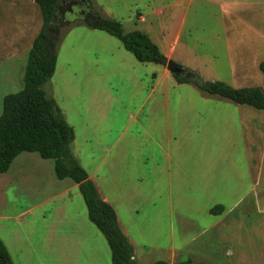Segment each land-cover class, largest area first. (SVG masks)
Wrapping results in <instances>:
<instances>
[{"label":"rangeland","instance_id":"rangeland-1","mask_svg":"<svg viewBox=\"0 0 264 264\" xmlns=\"http://www.w3.org/2000/svg\"><path fill=\"white\" fill-rule=\"evenodd\" d=\"M61 1L56 65L43 91L73 129L70 152L112 206L120 230L135 256L141 257L136 264H173L177 255L171 252L176 247L203 230L213 231L218 216L210 211L221 206L203 196L209 194L203 185L193 188L192 165L197 156L193 147H202L206 161L220 168L225 162V123L231 116L236 124L237 106L207 97L192 84H177L166 67L137 63L116 39L102 32L84 25L73 27L62 19L68 6L67 0ZM89 1L101 18L119 22L124 33L139 31L134 25L140 11L148 4L155 6L158 17L153 11L145 26L160 53L202 81L226 85L224 18L218 8L192 2L185 10L184 25L177 21L166 26L174 13L165 11V0ZM41 24L32 1L0 0V114L3 98L22 88L27 54ZM262 56L259 60H264ZM171 79L177 86L168 85L166 120L155 102L164 97L162 85L154 92L150 89L157 81ZM253 86L264 88V78L256 79ZM198 112L199 122L193 119ZM239 134L233 128L232 135L239 138ZM104 155L108 175L96 177L94 171ZM233 159L240 164V154ZM114 161L115 172L109 167ZM209 178L200 181L209 184ZM221 186L216 191L224 195L225 184ZM259 207L264 209V201ZM257 212L253 209L246 226L230 230L226 247L231 256H226L222 238L223 244L212 251L217 256L206 264H264L260 248L264 235L255 232ZM0 240L13 264H112L107 243L89 222L77 187L69 179L57 180L53 161L37 154H20L0 175ZM186 258L179 257L178 262Z\"/></svg>","mask_w":264,"mask_h":264},{"label":"trees","instance_id":"trees-1","mask_svg":"<svg viewBox=\"0 0 264 264\" xmlns=\"http://www.w3.org/2000/svg\"><path fill=\"white\" fill-rule=\"evenodd\" d=\"M35 3L41 16V28L28 51L22 77V88L2 100L0 114V175L5 174L12 162L22 153L37 154L42 160L53 161L55 178L69 179L78 186L84 202L88 220L104 237L110 250L112 264H136L133 248L121 232L113 209L103 202L94 186L88 180L85 170L70 152L73 129L65 121L55 101L48 98L43 86L50 81L56 65L58 31L56 21L60 0H30ZM80 17H67L73 27L84 25L90 30L102 32L116 39L122 48L139 64H153L165 67L167 58L143 33H124L121 24L112 19H103L93 10L89 0L78 6ZM56 18V20H54ZM63 19V18H62ZM258 69L264 75V61ZM195 75V74H194ZM196 82L172 76L177 84H192L207 97L264 110V91L260 88L233 89L221 82L202 81L197 75ZM222 207L213 208L210 213L219 215ZM0 264H13L11 257L0 240ZM153 264H168L156 261ZM174 264H193L187 260Z\"/></svg>","mask_w":264,"mask_h":264},{"label":"crops","instance_id":"crops-1","mask_svg":"<svg viewBox=\"0 0 264 264\" xmlns=\"http://www.w3.org/2000/svg\"><path fill=\"white\" fill-rule=\"evenodd\" d=\"M165 1L168 2H166L165 11L168 14L171 12L174 13L171 16L173 17V20H168L166 26H171L172 22L173 25L178 24L177 21H181L182 25H184L186 22L185 10H190L192 2H204L202 4H210L214 8H218L220 11L219 15L223 14L224 18L223 51L227 73L226 85L233 89H264L259 86H253V83H255L256 79L264 78V75L261 74L258 69L259 64L264 61L259 60V55L264 56V0ZM153 11L158 17V11H160L159 9H156L155 6H151L150 4L145 6L143 11H140L141 13L139 19H135L137 24L134 25V28L139 30L137 32L146 35L151 40V42L157 46V43L152 40L151 36L146 31L147 27L145 26L147 23V17L153 13ZM161 13L162 12H160V14ZM215 23V25L219 27V30H221L220 27L222 24H220V21H216ZM217 32L215 35L216 38H219L220 36ZM218 42H222V40ZM244 48H246V50H243ZM261 50L263 52L262 54L260 53ZM257 71L261 75H259ZM169 84L177 86V84H175V82L171 79L169 82L166 80L157 81L153 84V88L150 89L151 92H154L162 85L160 89L162 90L160 96L164 97L155 100V102L157 103V106L161 107L162 111H164V118L166 120L169 118L168 107L170 101L167 96ZM235 106H237L238 111L236 124H233V118L230 116L227 117L224 127L225 162L220 165V168L210 163V161H206L207 157L202 155L204 153L201 152L202 147H193V154L197 155L194 157V163L192 165L193 188L197 190L198 185H203L204 191H209L208 195L203 196H205L208 201H212L213 205H221L220 207H222V212L221 214L217 215L218 219L211 228V230H213L212 232H210V229L203 230L200 236L181 243L175 248V251L171 252L172 255H177L176 262L174 263H178L179 257L183 256H186V259L192 261L193 264L208 263L206 260L213 259V257L217 256L214 255L212 251L216 249L215 247L218 245L220 246L222 238L225 241V254L226 256H231V252H227L228 248L226 247V238L231 234L230 232L232 230H237V228L242 227L243 225L246 226L248 224L250 221L251 212L255 208L258 211V227L257 231L255 232L264 235V209L262 210L259 207L261 201H264V110H255L249 106ZM182 115L183 116H180V118H185L184 114ZM201 118L202 114L200 112L197 114L194 113V121L198 119L199 122ZM131 120L135 121V117H132ZM233 128H235L236 131L238 129L240 132L239 138H236L232 135ZM160 149L164 151L162 147H160ZM163 154L165 155V160L169 159V153L167 151ZM234 154H240V164L234 163ZM106 158L107 156L104 155L103 158L99 160L93 174L96 175V177H107V170L103 169V167H106ZM202 160L205 163L202 162ZM115 166V161L113 163H109L110 169L114 172ZM159 171L161 173L163 172L162 169H159ZM208 176L210 177L209 184L204 181H200L203 178L207 180ZM88 180L93 183V176L88 175ZM222 183L225 184L224 195L216 191L217 188L222 187ZM75 186L78 189V186ZM95 188L100 199L110 206L106 196H101L97 186ZM223 203H227V206H222ZM110 207L112 208V206ZM190 245L193 246L190 247ZM260 248L264 249V246L262 245ZM133 259L135 261V259L139 260L141 257L139 254L135 256L133 251Z\"/></svg>","mask_w":264,"mask_h":264},{"label":"water","instance_id":"water-1","mask_svg":"<svg viewBox=\"0 0 264 264\" xmlns=\"http://www.w3.org/2000/svg\"><path fill=\"white\" fill-rule=\"evenodd\" d=\"M54 20H56V18ZM165 67L171 76H174L177 78L183 77V78H186L187 80H190L192 82L197 81L196 76L192 72L188 71L184 67H180L179 65H177L176 63H174L171 60L167 61Z\"/></svg>","mask_w":264,"mask_h":264},{"label":"flooded vegetation","instance_id":"flooded-vegetation-1","mask_svg":"<svg viewBox=\"0 0 264 264\" xmlns=\"http://www.w3.org/2000/svg\"><path fill=\"white\" fill-rule=\"evenodd\" d=\"M61 1V0H60ZM83 2V0H67L66 5L68 6L66 13L63 15L62 18H66L69 16H75L77 14H79L78 11V6H80V4ZM62 3V1H61ZM59 10V7H58ZM69 15V16H67ZM60 16V15H59ZM67 21V20H66ZM60 23V22H59Z\"/></svg>","mask_w":264,"mask_h":264}]
</instances>
